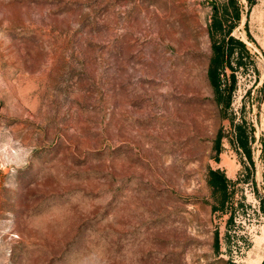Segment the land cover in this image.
Segmentation results:
<instances>
[{"label":"rangeland","instance_id":"rangeland-1","mask_svg":"<svg viewBox=\"0 0 264 264\" xmlns=\"http://www.w3.org/2000/svg\"><path fill=\"white\" fill-rule=\"evenodd\" d=\"M227 1L0 0V264H264V0L227 8L223 107Z\"/></svg>","mask_w":264,"mask_h":264},{"label":"trees","instance_id":"trees-1","mask_svg":"<svg viewBox=\"0 0 264 264\" xmlns=\"http://www.w3.org/2000/svg\"><path fill=\"white\" fill-rule=\"evenodd\" d=\"M232 3L233 0H228L222 8V15L213 16L209 24V34L211 38L215 32H218L219 36L217 39H212L211 41V54L209 56L206 72L208 80L214 88L216 100L223 107H228L231 102V91L235 84L234 68L243 65L246 66L247 62L251 63L252 55L254 54L244 42L229 34L228 25L224 28V23L226 21L224 16L228 6H230V4L233 6ZM238 16V10L233 8L232 18L237 19ZM226 67L230 69V72L228 76L224 78L222 75H224ZM260 90L263 91L262 97L264 98V78ZM250 137L251 136L247 133L243 125L240 126V124H235V142L241 148V152L248 163H252L248 144ZM217 144L218 139L215 141L216 147ZM227 180L228 179L220 169L208 170L207 181L213 192H219L221 198H224L226 195ZM261 210L264 213L262 204Z\"/></svg>","mask_w":264,"mask_h":264}]
</instances>
